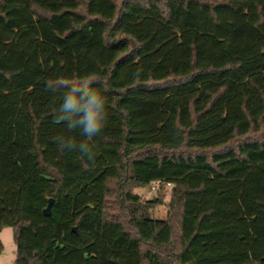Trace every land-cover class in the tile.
Masks as SVG:
<instances>
[{"label": "trees", "instance_id": "1", "mask_svg": "<svg viewBox=\"0 0 264 264\" xmlns=\"http://www.w3.org/2000/svg\"><path fill=\"white\" fill-rule=\"evenodd\" d=\"M58 78L105 97L92 140L56 120ZM263 131L264 0H0L13 264H264V138H251ZM153 183L170 187L166 218L152 214L161 198L135 192Z\"/></svg>", "mask_w": 264, "mask_h": 264}, {"label": "clouds", "instance_id": "2", "mask_svg": "<svg viewBox=\"0 0 264 264\" xmlns=\"http://www.w3.org/2000/svg\"><path fill=\"white\" fill-rule=\"evenodd\" d=\"M140 72L134 73L139 77ZM92 81L83 79L79 83H73L67 79L58 78L49 81L46 90L55 94L59 89H66L62 94L56 120L62 122L68 132L79 129L88 141L99 135L107 125L108 113L105 97L90 85ZM58 150L78 151L81 157L88 160L94 159L95 153L88 142L77 141L72 137H55Z\"/></svg>", "mask_w": 264, "mask_h": 264}, {"label": "rangeland", "instance_id": "3", "mask_svg": "<svg viewBox=\"0 0 264 264\" xmlns=\"http://www.w3.org/2000/svg\"><path fill=\"white\" fill-rule=\"evenodd\" d=\"M251 138L262 140L264 138V131L258 134H254ZM244 138H237L228 144V147H236L240 142H243ZM215 149H209L207 154L211 155ZM159 151V150H158ZM135 192L141 194L145 199H153L159 197L162 199V203L152 209V214L157 218H166L168 216V201L170 199V187H160L158 183H153L146 186H140L135 188ZM115 195L112 193L108 200V213L114 215L119 213L118 204L114 202ZM0 241L3 246L0 252V264H13L17 256V246L14 240V229L11 226L0 229Z\"/></svg>", "mask_w": 264, "mask_h": 264}, {"label": "water", "instance_id": "4", "mask_svg": "<svg viewBox=\"0 0 264 264\" xmlns=\"http://www.w3.org/2000/svg\"><path fill=\"white\" fill-rule=\"evenodd\" d=\"M53 202H54V198H50L47 207L44 209V214L45 215H47V216L51 215V207H52Z\"/></svg>", "mask_w": 264, "mask_h": 264}]
</instances>
